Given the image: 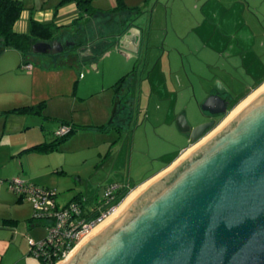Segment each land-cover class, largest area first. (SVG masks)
I'll list each match as a JSON object with an SVG mask.
<instances>
[{
	"label": "rangeland",
	"instance_id": "rangeland-1",
	"mask_svg": "<svg viewBox=\"0 0 264 264\" xmlns=\"http://www.w3.org/2000/svg\"><path fill=\"white\" fill-rule=\"evenodd\" d=\"M20 1L24 9L14 24V29L20 32L28 30L30 18L56 23L67 22L71 20L76 8L74 0ZM251 2L250 11L255 17L245 13L239 20L238 17L235 19L224 16L223 8L218 4L219 0H90L89 4L92 7L101 10L98 13L99 17L91 24L80 21L84 31L82 38L85 35L88 37L89 34L94 37L96 32H107L115 36L124 28L123 24L118 23L119 20L123 21L121 18L137 10L142 11L143 21L140 24L145 23V33L150 39L147 65L150 67L160 59V63L166 64L170 61L172 68H177L178 74L175 79H179V84L177 92L172 94L173 106H176L177 112L182 110L178 117L184 115L191 125H195L207 119L200 110V104L206 97L213 79L219 81L225 88L229 85L228 79L233 81L234 90L229 88L227 95L229 108L264 79V75L256 77L260 75L259 71L251 73L252 70L246 71L241 65L244 62L242 52L249 44L254 45L252 60L257 61L258 57L264 61V0ZM120 6L121 10L107 12ZM202 7L203 12L211 13L210 19L204 21L198 32H195L197 30L193 31L190 28L200 23L198 18H201ZM151 21L153 24H150ZM91 35L90 38L93 40ZM61 36L63 45L80 40L72 33ZM224 44L227 46L223 50ZM69 47L70 45L55 54H28L27 57L32 64L31 70L22 68L18 51L9 50L0 56V111L42 103L39 114L26 116L27 124L30 125L29 132L35 133L37 138L38 135L44 136L47 139L46 143L57 141V149L48 154L18 151L12 154L15 157H11L7 145L10 137L4 136L0 142V174H8L0 175V178L9 180L19 178L34 184L38 182L44 188H54V200L59 209L75 195H80L81 211L87 215L103 204L105 189L116 181H111L113 178L122 177L127 180L129 173L135 182L146 178L179 155L188 146L190 139L184 138L180 129L176 136L167 133L162 125L156 127L153 125L159 121L151 113L155 105L163 109L168 102H161L157 96H152L148 102L143 100L141 107H137V104L133 106L131 101L129 105L125 99H128L125 91L121 90V93H124L112 107V117L108 112L107 118L102 112V96L97 98L89 95V90L98 81V74L91 69L87 70L89 68H82L77 56L80 51ZM113 48L116 47L112 45L110 49ZM231 56L235 57L236 62L240 61V69L230 70L229 62L233 59ZM110 59L113 60L108 62L106 59L109 68L121 61L116 54H112ZM137 59L131 57L130 61L127 60L124 70L127 71L134 65L139 66L141 61ZM67 62L72 64L69 65ZM226 71L227 73L230 71L229 78ZM165 73L167 74V69ZM121 74L123 73L116 78ZM257 89L249 95L259 90ZM241 102L235 105L232 111ZM126 115L128 117L121 121ZM222 117L223 115H216L213 118L218 122ZM60 120H77L78 123L88 125L93 123L96 126L93 127L94 130H79L78 134L73 133L58 142L55 130ZM102 123L106 124L104 129L97 127ZM111 138L115 141L109 145ZM21 153L27 154L22 156ZM19 159L22 164L17 162ZM33 177L39 179L33 182L30 180ZM132 191H128L116 205L117 209L135 192ZM17 196V193L8 188V181L0 180V216L16 208L10 202L11 197ZM17 207L15 210L23 218L18 223L25 226L26 218L33 216V205L30 201L24 200ZM33 229H36L34 238H31L34 241L41 240L47 233L44 224L34 225Z\"/></svg>",
	"mask_w": 264,
	"mask_h": 264
},
{
	"label": "water",
	"instance_id": "water-1",
	"mask_svg": "<svg viewBox=\"0 0 264 264\" xmlns=\"http://www.w3.org/2000/svg\"><path fill=\"white\" fill-rule=\"evenodd\" d=\"M126 36L136 54L140 29ZM69 45L37 41L31 52ZM228 93L214 81L200 104L207 119L176 121L191 149L56 264H264V86L225 120Z\"/></svg>",
	"mask_w": 264,
	"mask_h": 264
},
{
	"label": "crops",
	"instance_id": "crops-1",
	"mask_svg": "<svg viewBox=\"0 0 264 264\" xmlns=\"http://www.w3.org/2000/svg\"><path fill=\"white\" fill-rule=\"evenodd\" d=\"M251 1L253 0H219L218 4L221 8H223L224 16L235 17V19H237L238 17V19L240 20L242 19L241 17H244L245 13H248L250 15H253V17H255L254 13L250 11L251 3H252ZM75 6L76 8L74 9V13L72 14L73 16L70 18L71 20L67 22L61 21L59 23L54 22L62 26L60 30V35L57 37V40L61 42L60 38L63 37L61 36L62 34L72 33V35L78 37L80 39L79 41L83 43L77 49V51H80L79 52L80 56L78 54L77 56H78V59H80L82 68L83 67L89 68L87 70L90 71L91 69V71L93 70L96 74H98V81L95 83V86H92V88L89 90V93H90L89 95L91 97H97V98H99V96H102L103 98L102 99V112L107 116V118L109 114L111 116L112 107L114 106L115 103H117V101L119 100V97L124 93V92L121 93V90L125 91V95H127L128 97V99L127 98L125 99L128 100L129 105L131 101L133 106L134 104H137V107H141V104H143L144 102L143 100H147L148 102L151 100L152 96H157V98L161 100V102L162 101H168V102L167 104L165 103V106L163 109H161L160 106L155 105V108L154 110H152L151 113L159 121L153 123V125L155 127L158 125H162L166 128L165 130L167 133L171 135L175 134L176 136H178L179 128L176 125V119L179 114H182V110L180 112L176 111V106L175 107L173 106V95H172L175 91L177 92V86L179 84V79L178 78L175 79L176 74H178L176 70L177 68L173 69L170 61H167L166 64L160 63L161 62L160 59L158 60V62H156V64L152 63L150 67L149 65H147L148 64L147 54L149 53L150 39L146 36L147 33H145L146 31L144 27L145 23L144 24L142 23L143 25L140 24V22L143 21V19L141 18L142 11L137 10L135 12H132V14L129 12L130 14L124 16L127 19L121 18L123 21L119 20L118 23L123 24L124 28L123 30H121L119 34L115 36L113 34H108L107 32H103V33L96 32L94 34V37L93 35L89 34L88 37L85 35V37L82 38V35L84 36V31L82 30L83 28L80 25V21L83 20L84 22H86V24H88L89 22L91 24L92 21L94 22L96 18L99 17L98 13L101 10V8L94 7L95 9H97V11L93 15L81 17L82 10L77 5V3ZM203 10L204 8L201 11V15H200L201 18H198V20H200V23L197 26H191L190 28L193 31L197 30L195 32H198V28H201L204 21H207L208 19H210L211 13L210 12L205 13L203 12ZM107 12H111V10L110 11L107 10ZM123 12L126 13L125 11ZM192 16L195 17L193 14ZM43 22H48V20L43 21ZM150 24H153V21H151ZM131 27H136L140 29V36L138 39V52L136 54H132L127 48V47L131 48L134 46L132 43L129 42L126 36ZM90 35L91 37H93V40H91ZM126 44L127 46L126 48H124ZM112 45L115 46L116 48L110 49ZM223 46L224 47L222 49L224 50L227 44H224ZM253 48H254V45L249 44L244 49V51L242 52V55L244 56V62H242L241 65L246 68V71L252 70L251 73H255L259 71L260 75L256 77H261L262 75H264L263 74L264 73V61L263 59H260L258 57H257V61L252 60V56L254 54ZM9 50H14V49L7 48L2 53H0V56ZM112 54L114 55L116 54V56H118L120 60H121V57L124 56L123 57L124 61L121 60L119 63L116 62L113 67L109 68L110 66L106 65V59H108V62H111V60L114 59V58L110 59L112 58ZM19 56H20L22 63L23 62L31 63L30 59L27 56L26 58H23L20 52H19ZM131 57L138 58L137 60H140L141 62L139 66L136 67V65H134L129 70L125 71L124 70L125 63L130 61ZM232 58L233 59H231V61L229 62L230 70L233 71L235 68L240 69L241 68L240 61L236 62L235 57H232ZM23 59L25 61H23ZM69 62L67 63L71 65L72 63H69ZM111 64L112 63H110V65ZM166 69H167V74L169 75L165 73ZM121 71H125V72H121ZM130 71L132 72L130 73ZM120 73H123L121 74V76L123 75H127V76L125 80L121 83L120 87L117 89H114L113 87L114 84L121 77L120 76L119 78H116L118 77L117 75H120ZM225 73H227V71ZM229 73H227L228 78L230 77ZM99 76H102V77H99ZM208 79L210 80V77ZM209 80H206V81H209ZM214 81L215 79H213V82ZM228 82H229V85L227 86V89L229 90V88H231L234 90L233 81L231 79H228ZM262 86H264V79L255 87H252L251 90H249V92L243 98H241L235 105H237L242 100L243 101L246 100L250 96L249 95L250 93H252L257 88L260 89ZM181 93L182 95L184 94L183 92ZM148 104H150V102ZM8 109H11V108L2 109L0 111V131H1L0 142L2 141L4 136L7 137L9 135L10 140L7 145H8V150L11 153V157H15L12 154H16L18 151H21V152L32 151L30 150L31 147L39 143H45L47 141V139H45L44 136L38 135V138H37L35 133L33 134L29 132L30 125L27 124V119H26V116L28 114H14V113L2 112L3 110H8ZM108 112L110 113L108 114ZM127 117H128L127 115L124 116L121 119V121ZM145 117H147V114ZM63 122L65 123L67 122L70 125L79 126V128H77L75 132H73L75 134H78L77 131L79 130H82V131L84 130L88 131L90 129L94 130L93 127L96 126L93 123L89 125L88 123H80V122L78 123L77 120L76 121L60 120L58 122V126ZM104 125L106 124H103V123L98 124L97 127L104 126ZM116 128L119 129V127L117 126ZM182 134L184 138H187V139L189 138L188 133L182 132ZM110 141L111 142H108V144L112 145V143H114L115 140L111 138ZM191 144L192 143L189 142L188 146L184 148L179 153V155L172 158L168 164H165L161 168L157 169L156 171H154L152 174H150L146 178H143L142 180L135 182V180L131 178L130 173H129L127 180H124L122 177L120 178V179H123L122 181L118 177L113 178V180L111 181H115V180L116 181L113 182L112 185H115V186L119 185L123 188L130 189L129 191H132L133 189L138 187L137 189H135V190H138L147 181H149L150 179H152L153 177L161 173L165 168H167L171 163H173L186 149H188L191 146ZM7 145L5 146V148H7ZM53 151L54 150L48 151V152H38V151H32V152L41 153L43 155V153L48 154ZM24 154H27V153H21L20 155L24 156ZM17 162L19 164H22V161L20 159ZM7 174L8 173H5V174L1 173L0 175H7ZM37 179L39 178L33 177L30 180L34 182V180H37ZM0 180L8 181V182L10 181L7 178H4V179L0 178ZM38 185L40 184L38 183ZM72 198L70 200H72ZM11 199H12L10 202L11 205L13 204L16 208H18L17 206H19V204L24 201L19 195L17 196V198L11 197ZM102 205H104V202ZM102 205L99 206V208L102 207ZM99 208L94 209V211H97ZM15 209L11 210L10 212L2 214L1 215L2 218H0V264H41V261L38 258L36 259L35 258L36 256L28 250L29 245H28L27 238L33 239L34 233L36 230V229H33L34 225H41L43 223L33 221L31 220V218L27 217L25 221L26 225L24 226V224L18 223L23 218L18 214V211ZM3 219H10L11 221L4 223ZM31 224H34V225L32 226Z\"/></svg>",
	"mask_w": 264,
	"mask_h": 264
},
{
	"label": "built area",
	"instance_id": "built-area-1",
	"mask_svg": "<svg viewBox=\"0 0 264 264\" xmlns=\"http://www.w3.org/2000/svg\"><path fill=\"white\" fill-rule=\"evenodd\" d=\"M22 68L31 70L32 64L22 63ZM70 132L67 125H60L55 130L56 137H62ZM117 186H108L104 191V205L95 211L94 215H84L81 204L70 202L61 209L54 200L55 189L44 188L32 182L13 178L8 182V188L17 193L23 200L33 205V221L42 222L47 233L39 241L27 238L29 251L37 258H42V264H52L65 259L81 238L93 227L102 222L117 206H111L114 191Z\"/></svg>",
	"mask_w": 264,
	"mask_h": 264
},
{
	"label": "trees",
	"instance_id": "trees-1",
	"mask_svg": "<svg viewBox=\"0 0 264 264\" xmlns=\"http://www.w3.org/2000/svg\"><path fill=\"white\" fill-rule=\"evenodd\" d=\"M77 5L82 10V16H91L93 15L97 9L92 7L89 4L90 0H74ZM122 3V1H121ZM120 7H116L111 11L120 10ZM24 7L20 0H0V53H2L5 49L11 48L17 50L22 54L23 58H26L28 54H31V46L37 41H52L57 39L60 35L61 25L54 23L53 21L43 22L36 20L34 18L29 19V27L26 32H18L14 30L15 22L20 18L21 13ZM139 12V11H138ZM83 43L81 41H74L73 45L69 48L72 50L78 49ZM66 47V46H65ZM64 47V48H65ZM23 61H25L23 59ZM127 75L121 76L118 81L114 84V89L120 87L121 83L125 80ZM42 107V103L36 106H21V107H14L8 110H3L2 112L7 113H14V114H39L40 108ZM60 125H67L70 128V132L62 137H56L59 141L65 140L71 133L75 132L79 126L77 125H70L69 123H61ZM59 125V126H60ZM104 126H100V128H104ZM57 149V141H52L49 143H39L34 145L30 148L32 151L38 152H48ZM129 189L123 188L119 185L115 188L114 191V199L111 201V206H116L128 193ZM81 196L76 195L70 200V202H76L81 204ZM67 203V204H68ZM94 212H91L87 215H94ZM31 220H33L31 218ZM10 219H3V222H10ZM43 262L42 258H38ZM55 261L52 263L54 264Z\"/></svg>",
	"mask_w": 264,
	"mask_h": 264
},
{
	"label": "bare ground",
	"instance_id": "bare-ground-1",
	"mask_svg": "<svg viewBox=\"0 0 264 264\" xmlns=\"http://www.w3.org/2000/svg\"><path fill=\"white\" fill-rule=\"evenodd\" d=\"M262 87H263V86H262ZM262 87H261V88H262ZM261 88H260V89H261ZM260 89H259V90H260ZM259 90H258V91H259ZM256 92H257V91H256ZM256 92H255V93H256ZM255 93H253V94H255ZM253 94H252V95H253ZM252 95H251V96H252ZM251 96H250V97H251ZM250 97H249V98H250ZM249 98H248V99H249ZM248 99H246V100H248ZM246 100H245V101H246ZM245 101H244V102H245ZM244 102H243V103H244ZM243 103H242V104H243ZM242 104H241V105H242ZM241 105H239L235 110L231 111V112L226 116L225 120H226V119H227L232 113H234V112H235V111H236ZM225 120H223V122H224ZM223 122H222V123H223ZM190 149H191V147L188 148V149L185 151V153H187ZM145 184H146V183H145ZM145 184H144V185H145ZM144 185H143V186H144ZM143 186H141V188H140L138 191H140L141 189H143ZM138 191L133 192V193H132V194H131V195H130V196H129V197H128V198H127V199H126V200H125L120 206H119L118 209H117V207L114 209V210L117 209L116 211L113 210L114 212L112 211V212H111V213H110V214H109V215H108V216H107L102 222H100L98 225H96L95 227H93V228H92L87 234H85V235L82 237L83 239L81 238V240L83 241V240H84V239H85L90 233H92V232H93L95 229H97L101 224H103L107 219H109L111 216H113V215H114V214L120 209V207H121V206H122V205H123V204H124L129 198H131L134 194H136ZM81 240H80V241H81ZM80 241H79V242H80ZM82 241H81V242H82ZM79 242H78V243H79ZM81 242H80V243H81ZM78 243H77V245H76L75 247H77V246L80 244V243H79V244H78ZM75 247H74V248H75ZM73 250H74V249H73ZM73 250H72V251H73ZM72 251H71V252H72ZM71 252H70V253H71ZM68 256H69V255H68ZM68 256H67V257H68Z\"/></svg>",
	"mask_w": 264,
	"mask_h": 264
},
{
	"label": "flooded vegetation",
	"instance_id": "flooded-vegetation-1",
	"mask_svg": "<svg viewBox=\"0 0 264 264\" xmlns=\"http://www.w3.org/2000/svg\"><path fill=\"white\" fill-rule=\"evenodd\" d=\"M227 98V95L225 96ZM231 108V107H230ZM217 123V122H216Z\"/></svg>",
	"mask_w": 264,
	"mask_h": 264
}]
</instances>
